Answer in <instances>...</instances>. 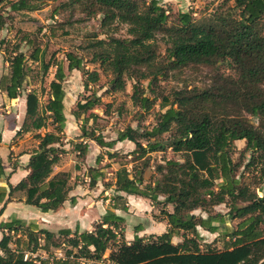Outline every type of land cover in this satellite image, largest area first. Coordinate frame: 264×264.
Listing matches in <instances>:
<instances>
[{"label": "trees", "instance_id": "trees-1", "mask_svg": "<svg viewBox=\"0 0 264 264\" xmlns=\"http://www.w3.org/2000/svg\"><path fill=\"white\" fill-rule=\"evenodd\" d=\"M10 6L13 10L36 9L28 0H16ZM59 8L79 9L87 18L100 16L105 37L89 38L84 46L88 50L86 61L109 73L110 92L123 91L126 78L134 79L131 100L141 114L154 106L158 96L154 86L158 77L170 70L191 64L215 66L225 61L232 67L233 76L216 88H182L166 96L160 94L154 124L141 128L127 125L112 140L106 141L95 128L84 127L87 119L94 123L100 118L98 114L90 112L83 118L82 135L100 147L111 148L124 140L134 143L128 162L133 163V169L139 162L141 168L131 174L124 164L120 165L113 183L114 200L124 198L118 192L147 197L153 202L162 196L164 202L172 205V211H160L167 223L165 232L146 238L135 234L127 241L122 232L124 218L112 211L103 214L91 230L83 231L77 227L50 231L39 228L35 221L25 223L11 218L0 222V229L8 231L0 240V264H36V258L25 259L23 251L8 246L11 231L25 235L31 253L41 249L49 254L51 248L68 247L65 258L53 257L54 264H69L70 257L104 260L108 249L111 250L106 258L111 264H264V194L259 196L255 188L241 182V162L232 157L233 141L244 139L240 157L246 152L249 156L243 168L251 173L255 186L264 183V0H221L210 18L201 22L196 21L193 11L174 10L158 0H62L55 12ZM2 24L0 18V27ZM121 24L126 25L129 37L110 34ZM158 35L163 40V55L157 50ZM38 51L33 52V60L39 59ZM65 60L68 71L82 72L85 89L99 81V72L86 70L82 57L69 51ZM9 63V73L0 79V89L9 99H15L23 90L28 66L24 55L15 51ZM49 66L41 61L43 71ZM55 66L44 103L41 104L36 91L25 93L24 117L14 135L35 132L38 144L30 153L26 175L15 185L7 183V194L0 186V203L10 201L14 192H23L25 203L47 212L67 200L70 173L52 174L63 151L59 145L66 122L62 86L65 73L61 64ZM141 80H147L153 96L146 94ZM230 103L256 118L258 124L243 115L233 117L226 112ZM100 104V96L93 93L91 98L77 101L71 114L80 118ZM109 109L110 104H105L104 115L109 114ZM48 123L52 130L40 133ZM86 148V144H75L80 156L85 155ZM167 148L182 154V160L164 159L155 167L160 177L142 186V173L148 167L150 153ZM107 154L112 158L117 152ZM87 176L89 187H93L102 172L89 168ZM3 177L5 170L0 158V180ZM124 203L114 206L124 208ZM222 203L229 209L228 217L239 219L231 233L232 244L223 250L203 251L196 240L197 226L215 232L224 218L213 208ZM196 209L207 216H196ZM180 230L194 235L183 234L182 241L172 242V236ZM47 261L40 258L38 264Z\"/></svg>", "mask_w": 264, "mask_h": 264}, {"label": "rangeland", "instance_id": "rangeland-1", "mask_svg": "<svg viewBox=\"0 0 264 264\" xmlns=\"http://www.w3.org/2000/svg\"><path fill=\"white\" fill-rule=\"evenodd\" d=\"M16 0H1L0 1V18L3 20V24L0 27V79L3 76H7L9 73V60L12 58L15 52H21L24 55L25 63L28 66L27 75L23 83V90L15 99H9L5 92L0 89V131L4 129L16 131L24 117L25 110V93L34 90L39 95L41 104L45 102L48 91V83L54 78L56 66L59 63L62 65L65 77L62 82L63 89L65 91L64 97V114L66 117L64 134L62 135V141L59 145L61 151L60 160L56 166L53 167V173L59 171H67L70 173V186L78 187L79 189H86L88 187L89 178L87 176L89 168H95L102 172V176L94 185V198L101 199L105 202L109 199L108 205L111 202L115 204H121L125 201L128 203L127 197L114 200L116 192L113 190V183L115 180V172L120 168L121 164H124L131 174H134L141 168V163H135L138 166L133 169V163L128 162L130 159L131 150L135 148L134 143L124 140L117 142L113 147H100L93 140L86 138L82 135L80 125L84 121L83 118L87 117L90 112H94L99 115L94 123L92 119H87L84 122L86 129H96L97 134H102L106 141L115 139L117 131L124 129L127 125L134 128L150 127L154 124V114L160 109L161 97L160 94L169 95L172 90H178L182 88H216L223 84L225 78L233 76L232 67L225 61L218 63L215 66L208 64H191L185 67L170 70L167 75L158 77V81L154 86L158 96L154 101V106L148 112L139 113V109L132 103L131 94L132 86L135 82L134 79L127 77L125 88L123 91L110 92L109 79L110 75L98 64H90L86 60L88 50L84 47L93 35H97L100 38H104L100 28V16L93 18H87L79 10H72L66 8L61 10L55 8L58 7L62 0H28L30 4L36 6L35 10L20 9L13 10L10 6L11 2ZM163 6H171L174 10H191L193 16L197 22L207 21L211 14L214 12L221 0H158ZM126 25L121 24L110 34L116 37L127 38L129 37L126 31ZM158 52L164 54V44L161 35L157 36ZM35 50L38 51V60L32 59V54ZM73 52L82 57L86 70H97L100 74L99 81L95 84H90L88 89L83 87L84 76L79 70H67V61L65 60L66 52ZM41 61L50 64L46 71H43L41 67ZM141 85L145 88L148 96H153L147 87V80H141ZM100 96L101 104L97 105L93 109L84 113L80 118H75L71 112L75 108L77 101H84L87 98H91L92 94ZM109 103V114L104 115V105ZM233 117L243 115L249 118L250 122L254 125L258 124V120L254 117L247 115L234 103H230L225 110ZM47 130H52V124L48 123L46 128L41 129L39 132L44 133ZM35 132H27L21 135H13L11 144H14L17 148L11 150L9 153L8 164L12 166H18L21 164V158L23 153H31L38 144L37 138L34 136ZM168 135V134H165ZM6 143V142H5ZM1 146V158L4 164H6V150L7 144ZM86 144V152L84 156L78 155V151L75 149V144ZM233 153L232 157L234 161L240 160L241 166L239 171L242 175L240 177L241 182L249 184L255 188L257 194H264V183L255 186L254 179L250 172L244 170V164L248 159L249 153H245L243 157H240V153L244 147V139H238L233 141ZM58 146V145H57ZM107 152H117V155L109 158ZM182 154L175 153L167 148L164 151H157L150 153L148 160V167L144 168L142 177V186L145 184L153 183L160 174L156 172V165L163 163L164 159H176L182 160ZM98 158V160H97ZM14 167V168H15ZM136 170V171H135ZM22 192H16L12 197H21ZM149 203L153 208L151 211V217L153 221L163 218L160 213L161 209L172 211V205L164 202L162 196L159 197V201H151ZM146 204L133 202L130 203L131 211L125 216L127 217V223H122V232L125 240V225L127 237L132 239L137 230L139 220L144 221V217L139 220L135 217L136 211L143 212L145 209L149 210ZM127 208V207H126ZM228 207L224 203L214 206L213 211L223 214L224 223L215 231L210 232L200 226H197L196 240L200 245L201 250H223L230 247L233 241L231 233L235 230L239 219L230 218L226 215ZM128 214L130 216H128ZM196 216L206 217L207 213L196 209L193 211ZM212 224H219L217 221H212ZM158 230V229H156ZM167 230V229H166ZM160 234V233H152ZM183 234L186 236H192L190 232L183 233L182 230L178 231L171 238L172 242L177 243L183 240ZM151 234H144L143 237H149ZM12 245L8 246L12 249L16 248L24 252V254L36 258L35 263L38 264V260L42 256L47 258L46 264H54V258H65V251L68 249L66 246L59 248H51L49 254L42 250H37L34 253H30L29 246H27V238L20 237L11 240ZM41 242V241H40ZM111 249H108L103 258L104 260L98 263L90 261L84 258H69V264H111L106 262L107 256ZM57 264V263H56Z\"/></svg>", "mask_w": 264, "mask_h": 264}, {"label": "crops", "instance_id": "crops-1", "mask_svg": "<svg viewBox=\"0 0 264 264\" xmlns=\"http://www.w3.org/2000/svg\"><path fill=\"white\" fill-rule=\"evenodd\" d=\"M14 134L15 131L13 130L4 129L3 131H1L0 148L6 142L5 144H7V160L6 164H4L2 161V165L5 170V177L0 180V186L1 188H3V190H5L6 194L8 193L7 183L15 185L22 177L26 175V165L30 157L29 153H23L20 165L12 168L11 165L8 164L10 151L17 148L14 144L10 143ZM89 188L94 187H89L88 185L86 189H79L78 187H76V185L73 187L71 186L68 192L67 200L64 201V203L59 208L55 210H49L47 212H42L34 205L25 203V195L22 192L21 197H11L10 201H7L6 203H0V222L9 221L11 218H17L25 223H28L29 221H35L38 224L39 228H45L50 231H57L62 228H69L71 230H74L76 227L80 231L91 230L93 228V225L96 222H99L101 216L107 211H112L115 214L122 216L124 218V223L126 224L127 217L125 216V214L126 211L127 213L131 211L130 209H128V206L129 208L131 207L130 203L138 202L146 204L147 202L149 210L145 209L143 212L136 211V213H138L137 215L139 216L135 218L139 220L140 218L144 217L142 218L144 219V221L142 222L141 220H139L135 234L143 237L144 234L162 233L166 231L167 223L165 219L160 217V219H158L157 221H153L150 215V210L153 208V206L150 205V203L148 202L149 199L147 197L139 195H128L123 192H118V194H121L128 199V203H124L125 207L121 208L115 207L114 202H111V204L108 205L109 199H106L105 202H103L101 199H95L94 189ZM15 194L16 192L13 193V195ZM70 198H74V200L70 201ZM128 216L130 215L128 214ZM126 226L127 225H125L124 229L125 236L127 241H131L134 236L131 240H129L130 238L127 237L126 233ZM4 233L7 234L8 231L6 229H0V240L2 239ZM10 234L12 236V239L25 236L20 232L14 233L13 231H11ZM11 240L9 242V246L12 245ZM42 251L45 252L44 250ZM40 258L43 259L42 256ZM105 261L108 262L107 260ZM95 262L98 263V261Z\"/></svg>", "mask_w": 264, "mask_h": 264}, {"label": "built area", "instance_id": "built-area-1", "mask_svg": "<svg viewBox=\"0 0 264 264\" xmlns=\"http://www.w3.org/2000/svg\"><path fill=\"white\" fill-rule=\"evenodd\" d=\"M31 253V252H30ZM32 254V253H31ZM28 257V255L24 254V258L26 259ZM103 260H100V262H102Z\"/></svg>", "mask_w": 264, "mask_h": 264}]
</instances>
